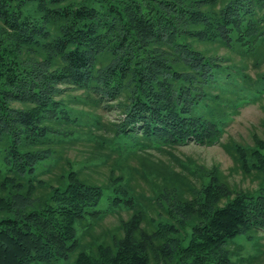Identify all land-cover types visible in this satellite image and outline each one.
<instances>
[{
	"label": "trees",
	"instance_id": "obj_1",
	"mask_svg": "<svg viewBox=\"0 0 264 264\" xmlns=\"http://www.w3.org/2000/svg\"><path fill=\"white\" fill-rule=\"evenodd\" d=\"M249 57H264V0H0V264H264V139L228 146L259 175L250 191L154 154L220 142L252 90ZM80 100L116 102L110 136ZM109 214L115 230L91 235Z\"/></svg>",
	"mask_w": 264,
	"mask_h": 264
},
{
	"label": "rangeland",
	"instance_id": "obj_2",
	"mask_svg": "<svg viewBox=\"0 0 264 264\" xmlns=\"http://www.w3.org/2000/svg\"><path fill=\"white\" fill-rule=\"evenodd\" d=\"M223 52L224 50L221 49L220 53ZM230 57L236 61V63L242 61L238 54H231ZM245 61L247 64L245 72L252 79L250 85L252 90L242 92V94L247 95V97L245 100L241 101V104H239L235 112H230L220 142L213 145H199L194 142H188L184 145L167 149L166 151L154 152L155 160L160 159L174 167L177 171L181 170L179 162H186L188 159L193 160L197 165H202L207 168L211 167L213 164H217L221 170L222 176L231 186L249 191L258 186L260 181L259 175H243L236 168L232 154L228 150V146L231 142L252 144L253 133L260 135L264 139V91L258 99L253 100L256 95V90L254 89L257 84L256 78L264 72V57L260 63L257 62V64H254L256 60L253 57H249ZM74 94L83 99L84 93L82 90H76L74 91ZM69 104L76 110V113L82 120H87L85 123H89L95 127L93 131L104 134L105 136H110L112 134L111 131L107 129V126H109L108 123H116L122 117L119 108L116 106V102L111 104V108H104L103 106L96 107L89 103H85L82 100L79 102H71ZM90 115H92L93 118H90ZM98 118L100 119V122H94L96 119L98 120ZM82 142L85 141L82 140L81 142L72 145L66 153L67 156L74 159L81 158L84 155L83 152L86 151L84 150V143ZM129 161H131V165H138L136 159ZM190 179L195 182V179L192 177H190ZM138 182V185H140L139 188L148 192L149 189L146 182L140 178L138 179ZM119 215L123 218L128 216L125 211H121V214ZM118 223V214H109L102 220L101 224L98 225L95 230L91 231V235L97 237L104 232L114 231ZM240 239H243V237L232 239L229 242V246L237 245L238 240ZM86 240H88V238ZM255 240L260 243L261 251H264L263 230L256 232V238L252 242H255ZM241 244L245 246V249L249 252L260 250L257 249L258 247H256V250L253 249V246H251L252 243L245 244L241 241ZM262 255V258L264 259V252Z\"/></svg>",
	"mask_w": 264,
	"mask_h": 264
}]
</instances>
